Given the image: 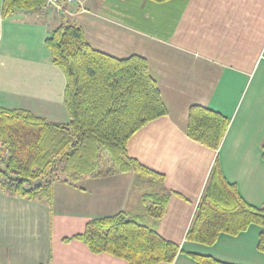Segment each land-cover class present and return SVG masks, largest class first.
<instances>
[{"label":"crops","instance_id":"crops-1","mask_svg":"<svg viewBox=\"0 0 264 264\" xmlns=\"http://www.w3.org/2000/svg\"><path fill=\"white\" fill-rule=\"evenodd\" d=\"M86 9L73 19L94 49L117 58L142 56L153 77L166 76L150 63L161 54L169 57V77L177 87L196 79L209 86L197 100L172 95L170 103L159 88L167 114L145 124L128 141V155L158 174L169 192L159 222L143 217L142 198L151 191L161 193L160 183L154 179L134 188L132 172L86 177L73 185L54 182L51 204L0 191V264H128L92 253L73 238L83 234L90 220L120 212L154 226L179 247L181 253L171 264H196L187 254L224 264H264V252L258 249L261 227L256 224L235 236L220 233L209 246L185 239L215 160L247 204L264 203V0H86ZM73 19L49 9L0 19V107L52 123L68 122L66 78L51 63L44 42ZM192 105L228 119L217 150L186 135Z\"/></svg>","mask_w":264,"mask_h":264},{"label":"trees","instance_id":"trees-1","mask_svg":"<svg viewBox=\"0 0 264 264\" xmlns=\"http://www.w3.org/2000/svg\"><path fill=\"white\" fill-rule=\"evenodd\" d=\"M164 4L173 0H146ZM45 0H4L0 19L18 11L41 12ZM47 11V10H46ZM51 63L65 75L64 106L68 122H48L24 110L0 107V191L29 200L52 202V184L73 185L86 177L121 172L134 174V188L160 183L161 193L143 195V217L153 224L165 213L169 192L161 177L127 152L129 139L148 122L165 116L166 106L139 55L113 57L94 49L83 30L65 22L45 39ZM229 121L201 105H192L184 131L193 141L217 150ZM264 158V144H262ZM251 224L261 227L258 249L264 252V203L247 204L224 179L215 160L185 239L212 245L220 233L235 236ZM81 240L95 254L105 253L128 264H171L179 247L163 239L154 226L124 212L90 220ZM196 264H224L210 257L187 254Z\"/></svg>","mask_w":264,"mask_h":264},{"label":"rangeland","instance_id":"rangeland-1","mask_svg":"<svg viewBox=\"0 0 264 264\" xmlns=\"http://www.w3.org/2000/svg\"><path fill=\"white\" fill-rule=\"evenodd\" d=\"M115 6H119L118 4H115ZM83 7L86 9V0L83 1ZM136 11L138 10V8H134ZM50 11H52L53 13H55L56 11L49 8ZM59 14H62V16L66 19H73L76 16L80 15L79 13L77 15H65L61 12H56ZM87 13V12H86ZM84 14V13H81ZM70 23H75V19L72 20V22ZM167 58L163 57V55L160 54L159 57H155L154 60H150L152 63V67L153 64L155 63L156 68L159 69L160 71H162V73L166 74V76L164 77H156V79L159 82V88H161L162 91V97L164 98V100L167 103H170V100L172 99V95L173 96H178L179 98H183V99H187V100H197V98L195 96H200L204 93V91H206V89L209 86V83H199V81H197V79L195 80V82H193L192 84H185L183 87H177V84H174L171 82V79L169 77V57ZM208 80V78H206ZM189 86V88L193 87L194 90L188 89L187 87ZM180 89V90H176V89Z\"/></svg>","mask_w":264,"mask_h":264},{"label":"built area","instance_id":"built-area-1","mask_svg":"<svg viewBox=\"0 0 264 264\" xmlns=\"http://www.w3.org/2000/svg\"><path fill=\"white\" fill-rule=\"evenodd\" d=\"M4 0H0V6ZM84 0H45L44 9L49 8L56 12H61L65 15H77L78 13H86L87 11L83 7Z\"/></svg>","mask_w":264,"mask_h":264}]
</instances>
